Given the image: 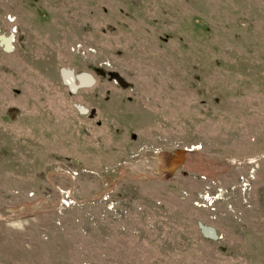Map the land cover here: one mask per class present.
<instances>
[{"label":"rangeland","instance_id":"obj_1","mask_svg":"<svg viewBox=\"0 0 264 264\" xmlns=\"http://www.w3.org/2000/svg\"><path fill=\"white\" fill-rule=\"evenodd\" d=\"M0 264H264V0H0Z\"/></svg>","mask_w":264,"mask_h":264},{"label":"water","instance_id":"obj_2","mask_svg":"<svg viewBox=\"0 0 264 264\" xmlns=\"http://www.w3.org/2000/svg\"><path fill=\"white\" fill-rule=\"evenodd\" d=\"M5 38H7V37L1 36V40H2L3 44H5L6 49L9 50L10 49V43L9 42H4L3 40H5ZM62 71H63V74H64V78H66L68 76H71V75L73 76V71H71V70L63 69ZM75 79L79 80V85H77L76 83H71L70 87H71V89L73 91H76V89L78 87L90 86V85H92L95 82L93 76L91 74H89V73H83L81 75H78V76L75 77ZM82 111H86V110L84 108H82ZM183 153H184V151H183ZM181 161L182 160H180L179 162H181ZM210 231L214 232L213 229H210Z\"/></svg>","mask_w":264,"mask_h":264},{"label":"built area","instance_id":"obj_3","mask_svg":"<svg viewBox=\"0 0 264 264\" xmlns=\"http://www.w3.org/2000/svg\"><path fill=\"white\" fill-rule=\"evenodd\" d=\"M74 174H78V172L77 171H74ZM66 197H67V195H66ZM63 198H65V196ZM63 201H65V200H63ZM207 202H208L209 205H212L213 204V201L210 198H207Z\"/></svg>","mask_w":264,"mask_h":264},{"label":"bare ground","instance_id":"obj_4","mask_svg":"<svg viewBox=\"0 0 264 264\" xmlns=\"http://www.w3.org/2000/svg\"><path fill=\"white\" fill-rule=\"evenodd\" d=\"M5 42H9V39H6ZM74 79H75V78H74ZM71 80H73V79H71Z\"/></svg>","mask_w":264,"mask_h":264}]
</instances>
